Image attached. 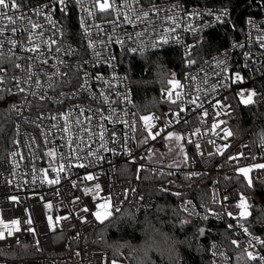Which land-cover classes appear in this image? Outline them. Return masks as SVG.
Returning a JSON list of instances; mask_svg holds the SVG:
<instances>
[{
  "label": "built area",
  "instance_id": "1",
  "mask_svg": "<svg viewBox=\"0 0 264 264\" xmlns=\"http://www.w3.org/2000/svg\"><path fill=\"white\" fill-rule=\"evenodd\" d=\"M104 2L16 0L17 9L0 7V93L14 117L13 143L0 158V264H112L84 237L102 222L95 216L101 204L112 214L152 209L156 199L140 185L148 173H211L206 199L178 201L199 227L213 221L230 234L225 245L204 226L210 264H264V238L246 221L252 201L224 182L225 174L264 181V167H257L264 165V139L255 147L237 141L229 125L235 105L253 100L264 76V3L246 15L241 36L198 56L203 35L232 25L225 7L107 0L101 10ZM163 49L179 51L178 71L162 91L166 105L140 115L120 53ZM145 116L152 117L147 124ZM149 125L159 133L154 139ZM176 130L184 159L171 162L165 136ZM176 264H186L183 253Z\"/></svg>",
  "mask_w": 264,
  "mask_h": 264
},
{
  "label": "trees",
  "instance_id": "2",
  "mask_svg": "<svg viewBox=\"0 0 264 264\" xmlns=\"http://www.w3.org/2000/svg\"><path fill=\"white\" fill-rule=\"evenodd\" d=\"M189 3L225 7L230 12L232 25L222 24L203 35L197 45V55H207L238 38L243 22L253 7L264 0H186ZM121 68L127 72L132 85L137 113L165 106L162 91L172 73L178 71L180 56L177 49H163L145 54L120 53ZM254 99L246 105H235L229 125L235 140H249L252 146L264 139V76L257 81ZM14 117L5 97L0 93V158L13 143ZM211 173L200 177L157 176L144 174L140 185L156 199L148 212L133 213L129 208L113 213L98 223L84 237L90 249L107 251L116 264H176L179 254L186 264H210L207 246L198 240L199 223L188 220L178 208V201L189 196L196 200L208 196ZM228 186L238 185L252 201L251 213L246 218L251 229L264 238V181L246 180L241 175H224ZM212 231V238L228 245L230 234L224 226L213 221L204 223ZM231 250V249H230Z\"/></svg>",
  "mask_w": 264,
  "mask_h": 264
},
{
  "label": "snow or ice",
  "instance_id": "3",
  "mask_svg": "<svg viewBox=\"0 0 264 264\" xmlns=\"http://www.w3.org/2000/svg\"><path fill=\"white\" fill-rule=\"evenodd\" d=\"M61 3H63V0H61ZM0 7H4V8L11 7L12 9H17L19 7V5L16 3V0H0ZM108 7H110V5L107 3V0H105L104 3L100 4L101 10H105ZM145 15H147V13H145ZM5 18L9 22H14L12 16H7ZM34 27H35V25H34ZM12 31H15V29L13 28ZM12 43L15 44V41H12ZM32 50L34 51L35 49H32ZM17 67H19V65H17ZM237 79H239V77H237ZM170 83H178V82H170ZM20 90L23 91V89H20ZM169 96H171V92H169ZM251 100H252V96L250 95L248 97V99L245 100L244 102L245 103H250ZM141 119H143L146 122V124H147V122L150 121L152 119V117L145 116V117H142ZM149 135L152 136V138L154 139L155 135H159V133H156L155 135H153L152 132H151V126L149 125ZM169 135L171 136L173 134L170 133ZM257 167H264V165H257ZM240 171L243 172L245 175H247L249 170L248 169H241ZM87 179L91 180V179H93V177L90 175V176L87 177ZM96 187L99 188L100 186L96 185ZM13 199H15V198H13ZM110 207H111V205L109 203H104V204L99 205V208L103 209V212L97 211L95 213L96 218L98 220L103 221V220L107 219L109 216H111L112 213H111V211L108 210ZM240 207L244 208L245 206L242 203L240 205ZM247 214L248 213L246 211H243L241 213V215H247ZM229 215H231V213H229ZM49 220L51 221V217H49ZM29 223H30V221H29ZM11 225L16 226V230L17 231L19 230V228H18L19 221L13 220V221H11ZM4 227L8 230V235L9 236L12 235V228H10L7 224L4 225ZM3 238H4V232H0V239H3ZM249 255H251V254H249ZM112 264H116V261H112Z\"/></svg>",
  "mask_w": 264,
  "mask_h": 264
},
{
  "label": "rangeland",
  "instance_id": "4",
  "mask_svg": "<svg viewBox=\"0 0 264 264\" xmlns=\"http://www.w3.org/2000/svg\"><path fill=\"white\" fill-rule=\"evenodd\" d=\"M173 134V135H169V134ZM165 142H166V155L168 160H170L171 162H177V161H181L182 159H184V156L182 155L183 152V148H184V141H182L181 137L179 136V130L173 131V132H169L166 136H165ZM246 211L248 214L247 215H241V217L246 218L249 215L248 209L246 207L242 208L241 210ZM241 212V213H242Z\"/></svg>",
  "mask_w": 264,
  "mask_h": 264
},
{
  "label": "water",
  "instance_id": "5",
  "mask_svg": "<svg viewBox=\"0 0 264 264\" xmlns=\"http://www.w3.org/2000/svg\"><path fill=\"white\" fill-rule=\"evenodd\" d=\"M198 240L200 242H202L203 244L207 241L206 236H205V227L204 226L199 227Z\"/></svg>",
  "mask_w": 264,
  "mask_h": 264
}]
</instances>
